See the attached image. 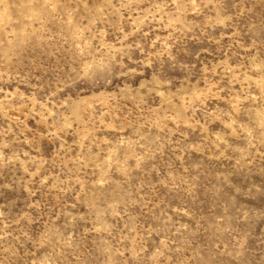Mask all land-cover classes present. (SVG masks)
Instances as JSON below:
<instances>
[{"label":"rangeland","instance_id":"1","mask_svg":"<svg viewBox=\"0 0 264 264\" xmlns=\"http://www.w3.org/2000/svg\"><path fill=\"white\" fill-rule=\"evenodd\" d=\"M0 264H264V0H0Z\"/></svg>","mask_w":264,"mask_h":264}]
</instances>
